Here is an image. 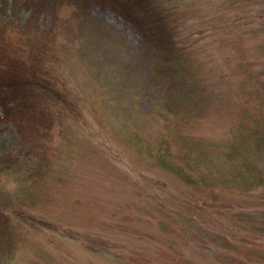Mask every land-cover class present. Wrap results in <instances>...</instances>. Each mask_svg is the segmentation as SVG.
I'll return each mask as SVG.
<instances>
[{"label": "trees", "instance_id": "16d2710c", "mask_svg": "<svg viewBox=\"0 0 264 264\" xmlns=\"http://www.w3.org/2000/svg\"><path fill=\"white\" fill-rule=\"evenodd\" d=\"M0 1L2 10H6L3 4H7V0ZM27 1L12 2L11 15L5 24L14 19L16 6ZM31 1L36 7L32 11L47 8L44 17L56 13L61 2ZM89 1L82 0L81 6L88 5ZM93 1L113 8L139 32L146 46L143 55L131 59L129 70H125L123 59L118 62L117 74L109 77L112 88L103 92V107L97 109L100 125L112 126L113 135L127 147L136 165L135 187L129 204H119L115 209L130 221L118 222L123 236L132 234L123 240L137 235L139 239L146 236L148 241H160L173 264H182L180 259L184 264H264V7L256 9L260 21L233 24L234 30L229 33L238 34V39L230 36L223 40L234 51L232 57L237 69L222 72L218 79L225 81L224 93L235 108L225 135L217 137L203 133L200 128L210 115L205 107L217 94L210 90V79L191 74L188 64L196 60V41H191L192 32L185 39L181 37L182 24L187 22L173 16L177 9L175 1ZM137 10L142 11L141 17L135 12ZM30 17L25 18L26 22ZM220 28L218 22H211L195 32L204 33L203 37L207 34L220 36ZM246 34L253 37L245 38ZM186 38L189 43L184 41ZM27 47L29 51V45ZM30 54L39 58L41 52L32 46ZM6 59V63L0 65V122L12 121L25 140L31 139L26 154L32 148L38 158L32 166L28 162L29 155L28 158L15 155L0 137V170L8 176L29 164L37 168L39 174L45 169L41 147L44 134L36 122L32 124L36 131L25 133L19 117L22 112L29 113L33 106L24 100L22 107L19 95L26 84H33L31 89L36 85L37 89L44 90L50 86L39 80L32 66L28 71H25L27 64V68L18 66L17 70L6 68L7 62L24 64L26 58ZM20 79L23 80L20 82ZM122 82L128 84L122 86ZM123 91L127 103L122 99L121 104L124 103L123 108L129 112L127 118L116 115L120 110L116 96L112 95L115 92L120 95ZM145 99L147 105L142 104ZM31 166L26 169L31 170ZM171 176L180 182L179 185L170 180ZM40 198L37 201L42 203L50 196L45 194ZM126 210L130 215L125 214ZM5 211V204L0 202V217L6 220ZM46 219L37 220L47 226ZM134 221L141 223L135 225L144 223L149 227L145 235L133 229ZM0 238L4 243L10 242V236L1 226ZM83 241L90 250L108 255L116 263L139 264L117 249L110 250L106 244L109 240L101 238L99 244L86 236ZM0 257L4 254L0 253ZM3 262L7 260L2 259Z\"/></svg>", "mask_w": 264, "mask_h": 264}, {"label": "rangeland", "instance_id": "374dc122", "mask_svg": "<svg viewBox=\"0 0 264 264\" xmlns=\"http://www.w3.org/2000/svg\"><path fill=\"white\" fill-rule=\"evenodd\" d=\"M59 1L56 13H51L53 17L43 16L47 8L32 11L36 7L31 0L18 4L9 24L5 21L11 15L14 0L3 4L6 10L0 7V33L3 32L0 65H4L7 57L26 58L24 64L7 62L6 68L17 70L18 66L27 68V64L25 71H28L32 66L39 80L50 86L45 90L37 89V85L31 89L34 85L26 84L19 95L22 107L24 100L33 106L29 113L22 112L19 117L25 133L36 131L32 125L36 122L44 134L41 147L45 169L39 174L37 168L32 167L38 158L34 149L26 154L32 140H25L12 121L0 122V137L5 140V146L17 156L28 158L29 155L28 162L32 163L8 176L0 170V202L5 204L4 217H7L6 220L0 217V226L10 236L8 243L0 238V253L4 254L0 264H119L108 255L90 250L83 241L86 236L99 244L101 238L109 240L106 244L110 250L117 249L139 264H173L160 241H148L146 236L139 239L137 235L123 240L132 234L123 236L118 222L130 221L115 209L119 204H129L135 187L136 165L127 147L113 135L112 126H101L97 115V109L103 107V92L112 88L109 77L117 74L118 62L123 59L125 70H129L131 59L143 55L146 46L139 32L110 6L93 0L84 7L82 0ZM174 1L177 9L173 16L187 22L182 24L181 37L185 39L192 32L191 41H196V60L188 64L191 74L210 79V90L217 94L205 107L210 115L200 127L201 131L223 137L233 121L235 105L224 93L225 81L218 78L222 72L237 69L232 57L234 51L223 40L230 36L238 39V34L229 33L234 30L233 24L260 21L256 9L264 7V0ZM141 14L142 11L138 16ZM27 16L30 17L28 22ZM211 22L221 26L220 36L196 34V29ZM252 37V34L245 35L248 39ZM184 41L189 43L190 40ZM32 46L41 52L39 58L31 56ZM125 84L128 83L121 85ZM124 94L123 91L112 95L116 96L120 110L116 115L127 118L129 112L123 108L124 103L121 104L122 99L127 103ZM147 102L145 99L142 104L147 105ZM27 166L32 169L27 170ZM170 178L179 185L177 179ZM39 194H48L50 199L42 204L37 201L41 199ZM125 214L130 215L127 210ZM40 217H47V226L39 223ZM134 222L133 229L145 235L149 227ZM2 259L7 262L2 263Z\"/></svg>", "mask_w": 264, "mask_h": 264}]
</instances>
